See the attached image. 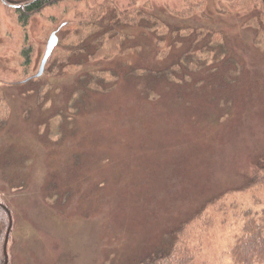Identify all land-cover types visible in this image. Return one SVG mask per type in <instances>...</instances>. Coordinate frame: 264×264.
Segmentation results:
<instances>
[{
  "label": "rangeland",
  "instance_id": "obj_1",
  "mask_svg": "<svg viewBox=\"0 0 264 264\" xmlns=\"http://www.w3.org/2000/svg\"><path fill=\"white\" fill-rule=\"evenodd\" d=\"M3 1L0 203L12 218L8 264H141L217 195L230 192L228 205L253 204L254 191L235 192L264 157V42L256 43L251 13L226 14L225 0H207L203 14L184 16L202 0H142L132 10L167 28L125 27L112 58L89 60L93 40L79 69L28 83L51 36L64 41L61 26L84 23L86 9L49 8L25 30ZM213 35L224 38L216 43ZM174 64L182 71L170 81L147 74ZM93 71L117 77L108 74L100 91L78 92ZM241 227L232 211L211 229L194 225L195 264H234L228 252Z\"/></svg>",
  "mask_w": 264,
  "mask_h": 264
},
{
  "label": "trees",
  "instance_id": "obj_2",
  "mask_svg": "<svg viewBox=\"0 0 264 264\" xmlns=\"http://www.w3.org/2000/svg\"><path fill=\"white\" fill-rule=\"evenodd\" d=\"M118 1L129 2L124 7H120ZM142 0H96L94 6L90 7V0H28L20 3H11L7 6L13 9L18 23L26 30L32 19L49 8L58 7L66 3H74L81 6L86 11L79 13L84 18V23L79 26L65 23L61 30L65 33L64 41L59 40V44L50 58L44 75H60L65 70H77L82 66L81 56L90 48L91 42L96 41L98 48L94 54L89 56V60L96 61L102 58H112L120 51L124 39L123 29L128 26H141L142 23L151 24L153 29H165L167 26L155 16L132 10ZM220 2L222 11L226 14L244 13L252 14L249 25L257 29L256 43L264 42V0H225ZM189 3V2H188ZM6 4L0 0V5ZM83 4V5H81ZM225 4V5H224ZM207 0H202L197 4H190L188 10L183 15L190 16L196 13H204ZM132 10V11H131ZM78 16V14H77ZM57 21V20H54ZM193 34V30H187ZM198 40L207 38L206 34L197 32ZM223 35H213L212 41L218 43L223 39ZM33 47L29 46L23 50L25 66L28 68L33 60ZM191 52V51H190ZM188 52L187 54H191ZM181 65L174 64L167 70L150 71L152 78L158 80L175 79L177 73H181ZM117 77V73L112 71H93L80 79L77 88L78 92L86 95L89 91H100L106 81ZM40 78H30L28 83L39 81ZM4 98L0 97V105ZM1 120V118H0ZM246 183L241 189L235 192L252 193L253 204L248 208H242L235 202L228 205L230 192L217 195L195 212L190 220L181 224L171 233L167 244L158 249L153 254L145 257L141 264H195L196 256L201 249L194 243L195 236L192 235V227L201 224L204 230L211 229L217 222L219 215H226L229 211L242 222L239 235L235 238L229 249V257L234 264H264V157L247 170ZM256 191V192H255ZM11 212L8 206L0 203V264L6 263L5 240L10 225Z\"/></svg>",
  "mask_w": 264,
  "mask_h": 264
},
{
  "label": "water",
  "instance_id": "obj_3",
  "mask_svg": "<svg viewBox=\"0 0 264 264\" xmlns=\"http://www.w3.org/2000/svg\"><path fill=\"white\" fill-rule=\"evenodd\" d=\"M58 44H59L58 34L54 33L51 36V38H50V40L48 42L47 51H46L45 57L43 59V62L41 64L40 71H39L38 75L36 76V78H40V77H42L44 75L45 70H46V66H47L50 58L52 57L55 49L57 48ZM11 229H12V218L10 216V228H9V231H8L7 241H6V244H5L6 257H7V251H6L7 250V242H8V239H9V235H10ZM5 264H8V260H6Z\"/></svg>",
  "mask_w": 264,
  "mask_h": 264
},
{
  "label": "flooded vegetation",
  "instance_id": "obj_4",
  "mask_svg": "<svg viewBox=\"0 0 264 264\" xmlns=\"http://www.w3.org/2000/svg\"><path fill=\"white\" fill-rule=\"evenodd\" d=\"M5 1H7V0H5ZM9 1V3H7L8 5H11V3H20V2H10V0H8Z\"/></svg>",
  "mask_w": 264,
  "mask_h": 264
}]
</instances>
